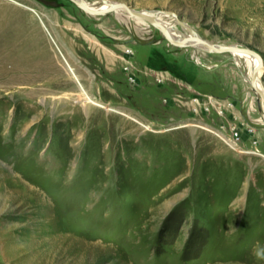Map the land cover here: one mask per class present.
I'll return each mask as SVG.
<instances>
[{"label": "rangeland", "instance_id": "374dc122", "mask_svg": "<svg viewBox=\"0 0 264 264\" xmlns=\"http://www.w3.org/2000/svg\"><path fill=\"white\" fill-rule=\"evenodd\" d=\"M110 1L257 52L264 86V0ZM27 29L48 69L5 54ZM247 73L124 12L0 0V264H264V105Z\"/></svg>", "mask_w": 264, "mask_h": 264}, {"label": "bare ground", "instance_id": "6f19581e", "mask_svg": "<svg viewBox=\"0 0 264 264\" xmlns=\"http://www.w3.org/2000/svg\"><path fill=\"white\" fill-rule=\"evenodd\" d=\"M74 1L83 2V5L87 9H89L90 11H92L94 13L99 12V11H103V10L107 9L109 7V5H112V4H115L116 3V2L110 1V0H105V1L98 0L99 5L96 6V7H91L84 0H74ZM116 11H120V12H124L125 13V11H123L122 9H118ZM113 12H115V11H113ZM137 12H142V13H144L147 16H150V17L155 18L157 20V22L161 26H163V28L166 30V34H167V36L169 38L173 39L174 41H178V42L184 41L185 42L182 47L190 46L192 48H196V49H199V50L204 51V52L213 53V52L209 51L202 43H199L198 39H201V40L205 41L206 43H208L209 45H213V46H219V47L235 46V47H240V46H238L236 44H221V43H218V42L208 41V40L202 38L197 32H195L194 30H192L189 26H187L183 22H182L183 25H181L179 23L180 24V27H182V30L183 31H181L180 29H176L175 27H173L174 25H172L171 23L167 22V20L165 19L168 16H171V15H168L167 13H164V12H147V11H137ZM93 16H97V15H93ZM98 16H100V15H98ZM127 16L128 17H131V18H134L136 20L142 21V22H146L143 19L135 18V17L129 16V15H127ZM177 20L179 22V19L178 18H177ZM177 20L175 22H172V23H176ZM146 23L149 25L148 22H146ZM230 54L232 56H234V57L242 58V59H244L246 61L247 68H248V73L246 75V84H247L248 88L254 92L253 86L251 85V79H252L251 76H252L253 70L258 66V60L255 57H253V56H251L249 54H245V53L233 52V53H230ZM262 71H263V66H262V68L257 73L258 81H259V83L261 85H262V83L260 81V77H261ZM263 88H264V86H263ZM257 97L260 99V101L264 105V100L259 95H257ZM108 110H111V109L108 108ZM145 128L149 129L148 126H145ZM226 142L229 143L230 145H232L233 147L235 146L227 138H226ZM241 152L245 153L246 151H241ZM247 153L248 154H254V152H247Z\"/></svg>", "mask_w": 264, "mask_h": 264}, {"label": "water", "instance_id": "95a60500", "mask_svg": "<svg viewBox=\"0 0 264 264\" xmlns=\"http://www.w3.org/2000/svg\"><path fill=\"white\" fill-rule=\"evenodd\" d=\"M70 1L73 2L78 8H80L82 11H84L85 13H87L89 15H97V16L98 15H105V14L111 13L113 11H116L118 9H122L123 11H125V13L127 15L135 17V18L143 19L146 22H148L150 25L156 27L160 31V33L164 36V39L168 43H170L171 45L176 46V47H182L185 43L184 41L178 42V41H174L173 39L169 38L166 34V30L163 28V26H161L157 22V20L155 18L147 16L142 12H137V11L131 9L130 7H128L125 3L116 2L115 4L109 5V7L107 9L94 13V12L90 11L89 9H87L83 5V2L74 1V0H70ZM101 1H105V0H101ZM179 23L181 25H183V23L181 21H179ZM198 41H199V43H202L209 51L216 53V54L239 52V53L249 54V55L255 57L258 60V66L252 72L251 85L253 86L254 92L264 100V88L259 83L258 77H257L258 71L263 66V59L257 52H255L249 48H244V47L243 48L242 47H235V46L219 47V46L209 45L208 43H206L205 41H203L201 39H198Z\"/></svg>", "mask_w": 264, "mask_h": 264}, {"label": "crops", "instance_id": "0c3cea01", "mask_svg": "<svg viewBox=\"0 0 264 264\" xmlns=\"http://www.w3.org/2000/svg\"><path fill=\"white\" fill-rule=\"evenodd\" d=\"M2 22V28H4V25L7 26L9 22H7L6 20H1ZM34 28L39 32V29L41 27L39 26H35ZM25 29V28H24ZM36 30H33V34L28 31L27 29V36L24 37L23 42H21V44L19 45L20 48L16 49L15 53H9L7 51H5V54H17V55H22L21 60L24 62L26 61V66H27V62L29 60H34V62H38L39 66L41 67L40 62L43 61V68L48 69V67H50V65H54V63L49 59L50 56V52L47 50L46 47V41L45 39H42L40 34L36 35L38 32H36ZM35 31V32H34ZM35 33V35H34ZM42 33V32H41ZM46 33V32H45ZM25 35V33H24ZM47 35V34H46ZM42 37L45 38L44 34L42 33ZM26 57H29L28 59H26ZM17 58H19L17 56ZM46 59H49L48 61H46Z\"/></svg>", "mask_w": 264, "mask_h": 264}, {"label": "built area", "instance_id": "2783aa9c", "mask_svg": "<svg viewBox=\"0 0 264 264\" xmlns=\"http://www.w3.org/2000/svg\"><path fill=\"white\" fill-rule=\"evenodd\" d=\"M228 108H232V105H231V103H228L227 105H226ZM221 107V109L220 110H218V114L219 115H222L223 114V112H224V110L227 108V107H224L223 108V106H220ZM223 108V109H222ZM228 130H229V136L230 137H226L230 142H232L233 143V145H235V147H237L238 145H239V141L241 140V134H240V129L239 128H237L236 126H230L229 128H228ZM251 131V130H250Z\"/></svg>", "mask_w": 264, "mask_h": 264}]
</instances>
